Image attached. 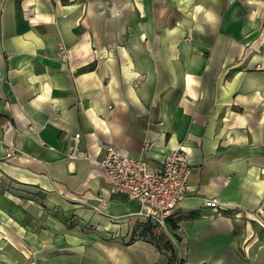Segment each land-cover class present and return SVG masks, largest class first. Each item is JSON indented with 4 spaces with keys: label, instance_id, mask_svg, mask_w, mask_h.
<instances>
[{
    "label": "crops",
    "instance_id": "crops-1",
    "mask_svg": "<svg viewBox=\"0 0 264 264\" xmlns=\"http://www.w3.org/2000/svg\"><path fill=\"white\" fill-rule=\"evenodd\" d=\"M105 145L153 170L184 148L165 231L111 194ZM31 255L264 264V0H0V264Z\"/></svg>",
    "mask_w": 264,
    "mask_h": 264
},
{
    "label": "built area",
    "instance_id": "built-area-1",
    "mask_svg": "<svg viewBox=\"0 0 264 264\" xmlns=\"http://www.w3.org/2000/svg\"><path fill=\"white\" fill-rule=\"evenodd\" d=\"M148 146V142L146 143ZM105 158L101 163L103 173L110 182L112 195H123L140 206L139 215L152 220L161 233L166 230V220L176 210L187 193L192 166L182 146L164 159L159 170L151 169L142 159H134L112 145H105ZM14 148L8 155H14ZM207 208L217 209V199L205 201Z\"/></svg>",
    "mask_w": 264,
    "mask_h": 264
},
{
    "label": "rangeland",
    "instance_id": "rangeland-1",
    "mask_svg": "<svg viewBox=\"0 0 264 264\" xmlns=\"http://www.w3.org/2000/svg\"><path fill=\"white\" fill-rule=\"evenodd\" d=\"M1 186L2 187H4V186H6V185H3V183H1ZM31 257H32V255L31 256H29L28 258H27V264H37V260H35V259H31ZM48 260H44V263H46Z\"/></svg>",
    "mask_w": 264,
    "mask_h": 264
},
{
    "label": "trees",
    "instance_id": "trees-1",
    "mask_svg": "<svg viewBox=\"0 0 264 264\" xmlns=\"http://www.w3.org/2000/svg\"><path fill=\"white\" fill-rule=\"evenodd\" d=\"M169 245H170L169 249L171 250V262H172V259L175 257V251L172 249V245L171 244H169Z\"/></svg>",
    "mask_w": 264,
    "mask_h": 264
}]
</instances>
